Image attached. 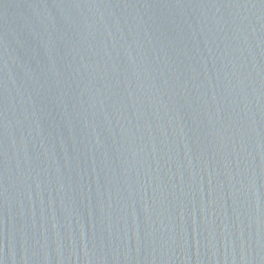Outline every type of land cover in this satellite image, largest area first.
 Here are the masks:
<instances>
[{
	"label": "water",
	"instance_id": "95a60500",
	"mask_svg": "<svg viewBox=\"0 0 264 264\" xmlns=\"http://www.w3.org/2000/svg\"><path fill=\"white\" fill-rule=\"evenodd\" d=\"M0 264H264V0H0Z\"/></svg>",
	"mask_w": 264,
	"mask_h": 264
}]
</instances>
